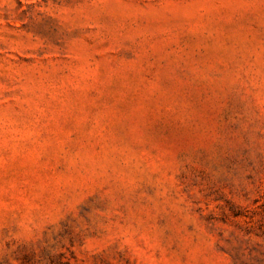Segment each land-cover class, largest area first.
<instances>
[{"label":"rangeland","instance_id":"obj_1","mask_svg":"<svg viewBox=\"0 0 264 264\" xmlns=\"http://www.w3.org/2000/svg\"><path fill=\"white\" fill-rule=\"evenodd\" d=\"M0 264H264V0H0Z\"/></svg>","mask_w":264,"mask_h":264}]
</instances>
